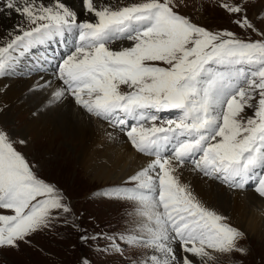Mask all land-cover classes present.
<instances>
[{
  "label": "rangeland",
  "instance_id": "374dc122",
  "mask_svg": "<svg viewBox=\"0 0 264 264\" xmlns=\"http://www.w3.org/2000/svg\"><path fill=\"white\" fill-rule=\"evenodd\" d=\"M6 1L16 4L10 8L9 15L4 14L14 18L3 23L0 29V82L4 78L21 79L23 98L28 100V94L35 91L41 99L49 94L46 87L26 84L30 78L26 76L28 70L37 77V66L22 58L20 63L28 70L16 71L7 66L5 59L17 56L12 47L21 39V30L36 33L72 17L63 9L67 6L60 3L52 7L46 0H2L0 5ZM83 4L82 11L93 16L86 20L93 24L105 18L106 25L113 26L125 22L127 16L136 18L137 15L143 22L137 29H129L133 33L125 37L129 40H116L110 46H103L104 50L92 49L85 42V48L80 47L73 59L75 65L86 62L94 67L92 75L99 81L93 83L109 96L105 98L104 108L95 105L98 101L92 98L103 94L100 90L94 94L89 90L78 102L66 101L63 105L71 104L75 110L80 105L86 117L97 122V130L102 125H117L119 131H125L126 146L133 151L138 144L139 155L152 159L151 165L146 169L140 167L144 170H139L134 178L127 177L123 184L104 185L109 180L103 174L87 175L77 164L75 156L81 148H75V141H71L66 128L49 131L54 133L53 137L42 133L34 138V131L30 136L22 131L30 115L37 120L42 114L53 115L61 106L60 100L37 111L31 108L38 99L31 100L32 105L28 102L22 110L0 118V264H264V233L250 235L235 225L230 211L222 205L200 199L176 176H173L175 182L164 179L162 173L166 166L159 167L160 154L154 149L142 153L145 141L139 143L130 135L144 129L148 130L145 139L150 138L151 131L164 133L170 129L175 135L176 129L184 132L181 138H189L187 148L199 147L197 155L201 157H195L190 151L191 160L195 158L201 165L206 156L211 157V172L207 174L214 183L226 187L223 190L219 187L224 192L231 188V182L219 171L221 164L243 163L246 157L253 159L252 166L251 160L248 162L251 169L263 175L258 183H264V153L259 151L264 145V45L254 48L260 63L258 70L253 63L245 71L242 64H232L233 57L223 56L228 48L229 55L241 52L243 56L248 47L229 43H237L235 40L239 38L244 44L264 42V0H107L106 6L102 5L106 8L105 15L92 13L91 3ZM112 35L122 39L116 36V31ZM220 39L229 42L222 43ZM254 54L252 58L256 60ZM39 82L40 79L35 83ZM75 92L80 95L81 89L77 87ZM114 92L117 94L112 96ZM69 93L74 95V91ZM136 93L148 103L136 102L138 110L148 109L151 113L143 111L147 115H138L129 121L124 116L135 103H129L128 97ZM173 95L180 97L183 108L148 107L153 99L169 107L168 100ZM109 108L115 111L110 112ZM122 119L129 124L123 125ZM82 132L90 137L88 127ZM50 148L52 154L46 152ZM57 152L64 154L63 161L70 171L65 164L64 170L58 168L61 164L53 159L58 156ZM192 165L199 166L193 162ZM249 187L252 189L240 188L244 189L245 196L257 193L253 185ZM149 193L157 195L156 205L162 206L161 215ZM147 196L151 201V207H146L147 217L153 221L155 213V221L161 228L134 222V212L145 218L143 202L136 200ZM195 214L202 216V221ZM171 220L176 225L169 227L171 234L187 232L189 236L194 233L205 238L193 243L198 250L189 252V244L178 239V249L173 247L165 254L161 237L170 236L162 225Z\"/></svg>",
  "mask_w": 264,
  "mask_h": 264
},
{
  "label": "bare ground",
  "instance_id": "6f19581e",
  "mask_svg": "<svg viewBox=\"0 0 264 264\" xmlns=\"http://www.w3.org/2000/svg\"><path fill=\"white\" fill-rule=\"evenodd\" d=\"M46 1L49 2V5H52V7L57 3L64 4L67 6V8L69 9V12L71 13H73L75 9H78V11L76 10V12L79 13L81 20H84V22L87 21L86 20L87 18L93 17V16L91 15V13H85L82 11L83 6H84L83 2L86 4L88 2L91 3L92 8L94 7L92 13H97L101 15L106 14V8L104 6H106L107 0H46ZM9 5H10V1L9 2L6 1L5 3H2L0 5V29H2L1 26H3V23L4 24L7 23L10 20V18L13 17V16L4 15L6 13H8L9 15V12L11 11L10 9L11 7H9ZM137 20H139L140 22L143 21V19L140 16H138ZM100 21L98 22L96 21V23H99ZM127 22L128 21H126V24ZM76 27L78 28V31L81 34L84 33L83 30L79 29L78 25H76ZM52 30L53 29H50L49 27H47L42 30H39L38 32H36L35 34H32L31 36H22L21 39L16 41V44H14V46L12 47L14 53L17 56L19 55L20 56L19 58L21 59L23 58V60L28 62V64L30 65H31V61L29 60V58H32L35 64L38 66L37 71H40L41 73L40 78L30 77L28 81H26V84L29 82L34 87H41L43 85L49 91L48 96L43 95L44 97L39 99L41 96L39 97L37 94L38 92L34 93L35 92L34 91L33 93L30 92L27 96L28 100H25L23 98L24 97V92H23L24 85L22 86L23 84L21 82L22 80L21 79L12 80V79L4 78V80H1L0 82V118L5 119L6 117H9L12 114L11 112L17 109L23 108V106L27 104L28 102L31 104V100L38 99L37 103L34 101L35 106L34 108L33 107L31 108L32 111H37L38 109H42L43 106L49 105V103L50 105H53L58 100H60V105H61V106L59 105L60 108H58V110H55L53 108L55 111L53 112L51 111L53 115L48 116L47 113L42 114L41 118H38L39 120L35 119L34 117H31V115L30 117L28 116L29 119L26 120L25 123L23 122L25 125L22 131L26 132L28 136L31 135L30 132L34 131L32 132L34 138L41 136L42 133H47V134L49 133L51 134L50 136L53 137L54 133L49 132V131L54 130V132H56V131H60L59 128L61 127L66 128L67 131L70 132L69 136L72 137L71 141L73 142L75 141L74 142L75 148H81V150L78 149L80 151H79V154L75 156V158L77 160V164L83 167L84 169L83 171H85L87 175H97L99 173L103 174L106 180L107 181L109 180L104 185H116V183L123 184L122 182H124V180L127 177L134 178L135 175L139 172V170H144L146 169L145 167H149L151 165L150 162L152 161V159L150 160L149 158H144L143 156L139 155L138 148L136 147L138 144L134 145L133 151H131L126 146L128 142H124V139H123L124 137L123 132L125 133L124 130L121 129V131H119L120 129L116 127L114 128L111 125H102L97 130L95 128L97 122H94L90 117H86V114L83 113L82 110L79 108L80 105H78V108L76 110H75V106L72 107L71 104L67 107H64L63 105L64 102L67 101L68 103H71V102L73 103V101H77V100L79 101L80 96L84 97L86 93H89L88 92L89 90L93 91L92 92L93 94L96 92L99 93L98 90H100V93H103V94H100V96L92 97L93 101H98L95 103V105L96 104L100 105L102 103L104 105L105 98L109 96L106 93V91H101L102 88L96 86L95 83L92 85V81L94 77L92 75L91 76L87 75L91 73L90 71L91 67H89L91 65H84V64L77 65L76 64L77 66H75L73 59L76 57V54L78 51L76 47L74 51L71 50V48L68 46V43L66 42L65 39H60L58 42L59 46L57 48L55 47V45L53 44L54 39L50 37V33H52L50 31ZM86 38L88 41H90L91 36L88 35ZM40 40H43L42 44L36 46L35 43L40 42ZM13 56L14 55H10L8 58L9 59L8 61L10 63L14 62ZM43 63H46L45 65L49 67L45 68ZM42 72H45L46 74H42ZM58 75L60 77L64 75V79H65L64 84L67 86L68 89L58 84V81H57ZM39 79H40V82L35 83L36 80H39ZM36 84H38V86H35ZM78 85H82L87 89L83 90V94L75 95L76 97L72 98L69 92H71V90L74 91V87H78ZM116 94L117 93L114 92L112 96ZM139 95L140 94L136 93L128 97V102L129 103L141 102L142 98L139 97ZM109 100H111V98ZM132 107H133L132 110L129 111V116L135 117L136 113L132 114V111L133 112L135 111V105ZM18 116L20 117L19 114ZM18 118H16V120H18ZM126 124H129V123H124L123 125H126ZM84 125H86V127ZM75 126H78V127L76 128ZM87 127L90 129V132H89L90 137L88 136L86 132H82L83 129ZM171 133L172 131L170 130L169 132L164 133L163 135H160V134L155 135L154 143L152 139L145 140L142 130L134 131L133 134H130V135H131V139L136 138L139 141V143H143L145 141L144 144L141 146L142 153L147 150L148 152L149 151L152 152V147L156 149L157 154L161 153L160 156L163 157V159L166 161V170L164 171L165 173L164 175H162L163 173L161 175L165 176L166 179L170 180V183L175 182V179L173 176H176L181 181H183L184 183L183 186H187L188 188L190 187L191 190L195 192L199 196L200 199L210 200V202L214 203V205L215 203H217L219 205H222L225 209L229 210L231 218L237 227L242 228L244 231L246 230V232H248L250 235L258 236V235L263 234L264 233V183H262V185L260 184V182L258 183L259 177L261 180V178L263 179V175L257 172L249 171L248 170L249 167L248 165H245V162H243L241 166H233V167H230V169H228V167L226 166H222L221 170L219 171L227 175L229 178V181L231 182V188H229L230 190L226 189L227 192L226 191L224 192L222 190L225 189L226 187L223 188L222 186L214 183V181L211 178H209L211 176L207 174L208 171L211 172L209 169L210 163H211L210 161L211 157L207 158L206 156V159L202 160L201 165L195 161V158H193L192 160L193 162H195L194 164L199 165L196 167L195 166L193 167L191 161L189 160L186 161V159L188 158L190 154L189 153L190 151L180 153V151L182 150L180 147L176 148L177 151H174V148L172 147L173 154L177 155L178 157L176 158L167 157V155L169 154V151L166 150V144L171 139L170 138ZM174 141H177V140H174ZM156 142L157 143L161 142V144L158 145L156 144ZM79 144H83L82 147L81 145L79 147ZM183 146H185V143H183ZM135 149H136V152H135ZM259 151L261 153H264V150L262 149V145ZM46 152L52 154L53 151L50 148ZM199 152H200L199 147H196L195 151L191 152V154H194L195 157H197L198 156L197 154ZM57 155L58 156H56L53 159L56 161V164L58 163L61 164L58 168L62 167L64 170V167H65V168H68V170L70 171L68 164L64 163L63 161L64 154L57 152ZM198 157L200 158L201 156H198ZM66 158L67 156L65 157V159ZM256 160L257 159H255L254 161ZM64 164L65 166L63 167ZM140 167H144V169ZM249 185L254 186L257 192L256 193L257 195L255 193H251L250 196H245L244 189L245 188L252 189L251 187H249ZM219 187L223 189L221 190ZM240 188H244L242 189V191L244 192H242ZM135 191H137V189ZM149 194L152 195V197L155 199V204H154L155 209L159 210L160 215H161L162 206L158 204V206H161L160 208H158V206L156 205L157 195L154 193H149ZM136 202L137 203L143 202L142 211H145L146 216L145 218H141L140 216L138 217V214L134 212V214H132L135 217L134 222L137 221L139 225L149 224L150 226L153 227V229L161 228V225H159L155 221V216H156L155 213L153 215V221H149L147 217L149 210H147L146 207H151L149 205V202H151L150 196L143 197V198H137ZM119 203H122V202H119ZM134 210H137V209H134ZM196 217L200 219L199 221H202V216L196 215ZM165 225L166 226L162 225V228L166 229L167 230L166 234L168 233L170 236L167 238L161 237L160 245L163 247L161 248L165 252V254H167V251H172L173 247L175 249L176 248L178 249L176 245V242L178 239L184 242L185 244H189L188 245L189 252L192 253V251L195 252L196 250H198V247H195V244L193 243H199V241L202 242V239L204 237H201L199 234H194V233L191 234V236H189L187 232L185 235L184 234L177 235L173 233L171 234V231H169L167 228L172 225L176 226L173 220L170 221L169 225L166 223ZM159 232H162V231H159ZM189 233H191V231ZM210 237L212 236L210 235L208 238L206 237L208 239V242L211 239Z\"/></svg>",
  "mask_w": 264,
  "mask_h": 264
},
{
  "label": "water",
  "instance_id": "95a60500",
  "mask_svg": "<svg viewBox=\"0 0 264 264\" xmlns=\"http://www.w3.org/2000/svg\"><path fill=\"white\" fill-rule=\"evenodd\" d=\"M172 102H173L174 104H178V103H179V102H178V99H177L176 97L172 99Z\"/></svg>",
  "mask_w": 264,
  "mask_h": 264
}]
</instances>
